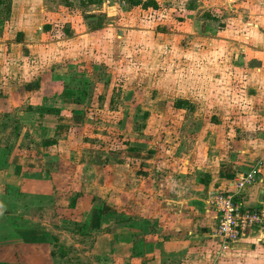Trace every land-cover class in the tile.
Segmentation results:
<instances>
[{"label":"crops","instance_id":"obj_1","mask_svg":"<svg viewBox=\"0 0 264 264\" xmlns=\"http://www.w3.org/2000/svg\"><path fill=\"white\" fill-rule=\"evenodd\" d=\"M206 1L211 0H141L146 4L131 6L127 0L99 3L67 0L55 8L47 0H11L9 15L13 21H9L10 28H4L0 37V111L5 112L3 119L9 116L11 122L26 130L32 141L28 144L25 168L17 166L19 171H16L11 165H0V264H58L48 260V251L41 245L43 235L37 229L51 222L53 208L68 204L62 198L50 201L54 183L52 169H56L53 174L59 177L68 174L65 165L72 163L73 157L77 159L75 174L79 180L87 178L90 169L85 166L84 152L76 151L73 156V150L67 147L56 152L59 164L55 161L51 169L43 170L41 164L46 160L43 153L49 142H55L59 132L69 131L78 110L83 114L89 87L86 70L91 69L89 58L84 60L99 45L100 31L115 27L116 33L117 19L135 11H141L143 17L127 19L124 27L132 30L135 24L142 25L139 29L145 35L143 44L149 52L146 60L159 65L153 74L157 79L155 86L149 91L144 83L141 92H155L157 104L168 102L170 95L173 101L166 106L172 110L195 111L193 114L198 115V110H204L208 117L200 121L195 116L178 113L170 119L177 126L188 123L196 127L194 138L181 134L183 141L194 140L190 151L172 152L169 157L164 153L168 150L164 149L154 154L124 151L125 161L113 164V170L119 173L106 177L112 179L107 188V205L109 214L114 215L110 218L108 214L105 225L108 228L104 232L113 242L109 246L112 259L119 264L264 262V231L259 239L255 233L250 234L247 239L221 249L214 234L215 213L205 202L210 191H234L231 174L246 173L252 167L251 160L264 159V32L259 28L262 22L239 17V40L217 36L219 30L209 24L210 19L196 17L209 9ZM220 4L231 6L223 0ZM180 9L189 11L193 18L183 17L182 22L170 24L166 23L169 22L165 20L166 15L160 14L164 10L170 14ZM181 25H186L182 31ZM162 26L164 31H158ZM212 29L217 32L215 35ZM71 42L77 43L74 54L70 53ZM228 44L235 45L236 49L239 46L232 51L233 56L225 51ZM169 65L171 68L164 70ZM19 66H23V71H19ZM84 66L86 70L82 69ZM166 75L173 81L167 82ZM142 76L146 79L147 71ZM184 78L188 80L186 84ZM132 88V93H140L141 87ZM177 100L187 105L174 104ZM9 110L13 111V117L7 113ZM128 116L126 111L124 123ZM228 141L236 143L234 149L216 148ZM169 160L171 171L166 176L152 177ZM36 172L43 175L32 177ZM255 176L254 183L237 193L238 201L245 208L264 201V163ZM17 184L21 185L20 189L8 203L10 198H6L4 187ZM97 185L100 189V183ZM85 196L74 203L77 206L84 203ZM88 207L81 206L78 215L84 214L81 210ZM92 207L91 221L100 222L102 215ZM25 209L30 215L24 213ZM121 209L124 220L117 226L116 213Z\"/></svg>","mask_w":264,"mask_h":264},{"label":"rangeland","instance_id":"obj_2","mask_svg":"<svg viewBox=\"0 0 264 264\" xmlns=\"http://www.w3.org/2000/svg\"><path fill=\"white\" fill-rule=\"evenodd\" d=\"M65 1L67 0H47V3L56 8L58 7L56 6L57 4L59 6L66 4ZM119 1L120 0H117V2ZM221 1L222 0L206 1V4L209 5V9H206L204 13L202 12V15L201 13L196 14L197 18L201 19L202 17H207L212 21L209 24L216 27V31L219 30L217 36L221 35L229 40L233 38L239 40V17L257 23L262 22L259 28L264 32V0H223L231 6L227 4L221 5ZM117 4L123 7L122 4ZM10 7L11 0L0 3V37H2L1 33L4 28H10L9 21L12 19L9 15L11 10ZM56 10L70 11L71 9ZM181 10L182 9L177 12L171 11L170 14H165L164 10L160 14L166 15L165 20L167 19L169 21L166 23L170 24L182 22L183 17L188 19L193 18L189 11H185V9L184 11ZM171 14L173 15L172 19ZM157 16L158 15H156V17ZM138 17H143L141 11L128 12L125 15L122 14L121 20L117 19L116 22L117 26H119V30L116 31V33L115 27L100 31V35L98 36L99 45L92 48L93 52L90 47L89 52L92 53H89L84 60L85 62L89 58L91 69L88 71L85 66L82 67V69L86 70L87 77L89 78L88 86H91V88L88 87V93L85 95V103L82 108L83 114L78 110V114L73 116L74 119L71 118L72 121L69 126V131L66 132L63 129L59 132L57 134L59 136L56 137L55 142H49L46 152L43 153V155L46 156V160L41 164L43 170L50 168L52 164L55 165V161L56 164H59L56 152L64 151L67 147H71L74 153L73 156L76 155V151L84 152L83 159L85 166L90 169L88 177L84 178L83 181L76 177L75 163L77 159L75 157L71 158L72 163L65 165L68 174H62V177H59L53 174L56 169H52V176L54 177L51 178L54 183L52 186L53 194L52 191H50V201H52V198H62V200L68 201L67 206H62L57 209L53 208L54 216L52 215L50 218L52 220L48 225L37 226V229L41 231L43 235V237H40L42 242L41 245L48 251L46 256L52 263L57 262L59 264V262L62 261L63 264H119L116 263L115 258L112 259L113 255L111 256L109 252V246L111 247L113 242L109 239L108 235L104 234L105 229L108 228V226L105 225L108 224L107 216L109 214L108 209H110L107 205V188L112 181L111 177L107 179L106 176L113 172L116 174L119 173L118 170H113V164L115 162L120 164L125 161L124 151H132V154H136V152L139 151L154 154L156 151L164 149L168 150L165 152L163 150L164 153H168L166 157H169L172 152L190 151L192 148L191 144L193 145L194 140L189 139L190 141H183L181 139V134L189 136V138H194L196 135V127H192L191 124L188 123L177 126L174 125L170 119H172L173 116H177L178 113H182V115L185 114V117H188L187 115L195 116L200 121L208 117V112L205 113L204 110L197 111L200 115L193 114L195 111H187V113H184L172 110L170 107L166 106V104L170 105L169 103L173 101L170 95L168 96V102L157 104L155 103V92H148L147 94L141 92L144 91L142 90L144 83L149 91L153 89L157 81V79L153 77V74H155L154 71L159 68V65L157 66L155 62L146 60V56L149 52L143 44L145 41L143 36L145 35H143V31L139 29L142 25L135 24L132 30L124 27L127 19ZM185 27L186 25H181L180 31ZM164 29V26H162L158 31H164ZM212 31L214 35L217 33L213 29ZM70 39L73 38L70 37ZM76 44V42H71L69 45L72 51L70 52L71 54L76 53ZM140 49L142 51H140ZM238 49L239 46L236 49V46L233 44H228L225 47L228 56H233L232 51ZM42 67H44V65H42ZM170 68L171 65L164 68V70ZM19 71H23V66H19ZM146 71L148 76L146 79H142V75L145 76ZM164 77L167 82L173 81L169 75ZM231 81L232 80H230V82ZM187 82L188 80L184 78V84ZM238 84L239 82H237V85ZM219 85L221 86L222 82H220ZM132 86H135L137 90L141 87L140 93L143 94L137 91L132 93L130 90ZM162 100L164 101L165 99ZM126 111H129V116L127 117V122L124 123ZM7 113L12 114L13 111L9 110ZM4 114L5 112L1 113L0 111V165L4 167L11 165L16 171H19L17 166L26 167V156L30 148L28 144L29 141L32 140L27 136L26 130L9 120V116L3 119ZM13 115L14 114H12L11 117H13ZM157 115H160V117ZM76 116H78V118H75ZM130 116L131 119H129ZM212 121L214 122V119ZM138 135H140V137H138ZM161 136L165 138H159ZM139 139H142V141H139ZM36 142L39 143L38 141ZM203 143L204 142H200V145L204 146ZM235 144V142L228 141L221 145V147L219 146L216 148L227 147L228 149H234ZM184 146H187L186 149ZM25 147H27V149H25ZM59 147L63 150H60ZM201 150H204V147ZM249 163H251L250 166H252L250 169L259 168V171L256 172L257 174L262 170L264 159L258 157L251 160ZM148 166L150 169L151 165ZM171 169V160L168 162L165 161L162 169L159 167L155 170L154 165L155 172H152V177H154L155 174H163L162 176H166V172L171 171ZM42 175L43 174H38L36 172L32 177H40ZM235 176L236 175L233 173L231 174L232 178H230L235 179L239 175ZM20 180L22 181L23 178ZM24 181H26L25 178ZM81 181L83 185L79 187L78 184L81 183ZM6 183L7 182H5V184ZM99 183L100 189H98L97 185ZM20 186V184L12 186L5 185L4 194H7L6 198H10L8 203L12 202L11 197L17 192L16 190L20 189ZM45 188H49V185ZM48 192L49 191H47V193ZM87 195H90L91 198L90 196L87 197ZM83 196H85L84 203L78 204L77 206L74 202L77 203V200ZM85 205L89 206L88 210H84L85 208H83L81 211H83L84 214L80 212L82 216L78 215L81 206ZM92 205H94L97 212L102 215L100 222L91 221L89 211L91 212V210H94ZM3 209H6V203L3 205ZM26 210L27 209L24 210V213L30 215L29 212H25ZM109 215L111 218L114 214ZM116 215L115 222L117 226L118 224L122 225L124 220L122 209L117 212ZM35 225H38V223ZM145 232L147 234L148 230H145ZM143 239L147 241L145 238ZM138 242H140V240H138ZM243 244L247 245L248 243L245 242ZM116 246L121 248L119 243H117ZM120 248H116V250L118 251ZM246 262L248 261H241L242 264ZM258 264H264V262H258Z\"/></svg>","mask_w":264,"mask_h":264},{"label":"built area","instance_id":"obj_3","mask_svg":"<svg viewBox=\"0 0 264 264\" xmlns=\"http://www.w3.org/2000/svg\"><path fill=\"white\" fill-rule=\"evenodd\" d=\"M259 168H252L247 173L233 179L234 191H210L205 202L215 213L214 234L219 239V246H228L245 240L250 234L256 238L263 234L264 201L251 208H245L237 199V193L246 185L255 182V174Z\"/></svg>","mask_w":264,"mask_h":264},{"label":"trees","instance_id":"obj_4","mask_svg":"<svg viewBox=\"0 0 264 264\" xmlns=\"http://www.w3.org/2000/svg\"><path fill=\"white\" fill-rule=\"evenodd\" d=\"M8 1H10V0H0V3H4V2H8ZM87 1V3H89V2H96V3H99L101 0H86ZM128 1V3L131 5V6H135V5H137V4H146V2H144V3H142L141 2V0H127ZM174 104H176V105H178V106H186L187 105V103L185 102V101H181V100H177V101H175V103Z\"/></svg>","mask_w":264,"mask_h":264}]
</instances>
